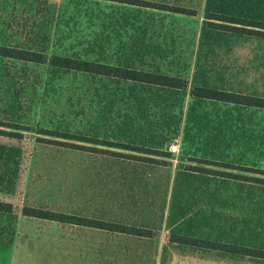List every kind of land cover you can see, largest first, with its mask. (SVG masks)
<instances>
[{"label": "rangeland", "instance_id": "rangeland-1", "mask_svg": "<svg viewBox=\"0 0 264 264\" xmlns=\"http://www.w3.org/2000/svg\"><path fill=\"white\" fill-rule=\"evenodd\" d=\"M245 2L0 0V43L43 57L0 56V131L20 134L0 132V201L13 206L0 212V264H264L163 239L264 250V109L191 94L264 97V39L207 20L255 19L238 16ZM53 55L173 76L178 87L65 70ZM24 206L161 238L109 239L23 216Z\"/></svg>", "mask_w": 264, "mask_h": 264}, {"label": "trees", "instance_id": "trees-1", "mask_svg": "<svg viewBox=\"0 0 264 264\" xmlns=\"http://www.w3.org/2000/svg\"><path fill=\"white\" fill-rule=\"evenodd\" d=\"M207 1L210 6L211 0H207ZM243 1H246L244 6H242L245 15H238V16H247L246 13L247 14L250 13L252 16L253 15L255 16V19L247 18V17H243V18L230 17L226 15L213 14L212 12H209L210 14L207 15V20H214L217 22V23L209 22L210 26H212V28L215 30L247 34L250 36L257 37L259 39H264V23L256 21L258 19H261L262 14L264 13V0H243ZM165 8L168 9V11L172 12L173 14H184L186 16L195 15V10L190 8L188 9L186 7L179 5L178 6L166 5ZM236 14H239V12ZM228 23H232L234 25L232 26L226 25ZM238 25H242V26L239 27ZM0 56L14 58L21 61L35 62V63H39L43 61L42 53H36V52L26 51L17 48L6 47V45L1 43H0ZM50 65L65 70H76V71L91 72L101 75H111V76L120 77L125 80H131L135 82L156 85L161 87L162 86L169 88L178 87V79L173 76H168L158 73H147L143 71H135L130 69L118 70L111 66L91 64L88 61L74 60L69 57H60L58 55H53L50 58ZM191 94L192 96L197 98L264 109V97L262 96L246 95L239 92L224 91L215 88L198 87V86L194 87L191 90ZM0 132H2L1 134L4 135L20 136V134L12 135V133L9 132H4V131H0ZM0 212H6V213L13 212V206L9 203L0 201ZM22 214L23 216L31 217V218H38V219L60 222L69 225L95 228L100 230H106L109 232L133 235L138 237H151L153 235L152 231L143 228L127 226L123 224L107 222L102 220H95L90 218L86 219L64 213L44 211L41 209H36L28 206H24L22 208ZM166 238L168 239L169 242L175 244H183L187 246L205 248L219 252L264 259V250L262 249L250 248L240 245H229L219 241L196 239L194 237L183 236L178 234H169L166 236Z\"/></svg>", "mask_w": 264, "mask_h": 264}, {"label": "crops", "instance_id": "crops-1", "mask_svg": "<svg viewBox=\"0 0 264 264\" xmlns=\"http://www.w3.org/2000/svg\"><path fill=\"white\" fill-rule=\"evenodd\" d=\"M139 228H142V227H139ZM92 229L97 230V231H101L102 233L105 232L107 234L106 237L109 238V239H118V238H127V239H135V238H138V239H160L161 238V236H159L158 232L157 231H153L152 229H147V230H150V231L153 232V235L151 237H138V236H133V235H126V234H121V233L109 232V231H106V230H100V229H95V228H92ZM143 229H146V228H143ZM168 234H165V236H163V239H167L166 236Z\"/></svg>", "mask_w": 264, "mask_h": 264}, {"label": "built area", "instance_id": "built-area-1", "mask_svg": "<svg viewBox=\"0 0 264 264\" xmlns=\"http://www.w3.org/2000/svg\"><path fill=\"white\" fill-rule=\"evenodd\" d=\"M175 148H176L175 146H172V147H171V150H172V151H174V150H175Z\"/></svg>", "mask_w": 264, "mask_h": 264}]
</instances>
